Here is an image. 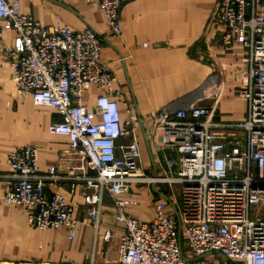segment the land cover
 <instances>
[{"label": "built area", "instance_id": "2783aa9c", "mask_svg": "<svg viewBox=\"0 0 264 264\" xmlns=\"http://www.w3.org/2000/svg\"><path fill=\"white\" fill-rule=\"evenodd\" d=\"M85 1L101 12L109 34L120 37L119 13L127 0ZM258 2L217 0L210 17L224 29L223 45L237 43L248 50L236 88L247 102L245 120L235 124L241 133L220 131L215 139L220 124L212 119L221 85L182 107L141 116L130 91L116 84L108 62L100 59L103 35L90 27L43 25L21 12L17 0H0V38L8 28L15 33L11 46L0 47L15 95L30 94L35 104L59 114L48 132L68 138L78 170L74 178L81 181L84 212L95 236L101 231L103 196L110 199L120 225L118 264H264V15L256 11ZM90 86L97 91L91 108L84 103ZM208 98L207 106L202 101ZM146 119L151 173L141 163L135 138L137 124L144 129ZM121 138L126 142L118 143ZM37 158L33 144L8 153L12 181L1 199L22 205L32 226L63 227L72 239L77 225L72 207L62 195L45 191L59 175L55 167L39 174ZM133 186H146L158 198L152 219L125 211L131 200L120 196ZM111 234L106 228L102 237L108 241Z\"/></svg>", "mask_w": 264, "mask_h": 264}, {"label": "crops", "instance_id": "0c3cea01", "mask_svg": "<svg viewBox=\"0 0 264 264\" xmlns=\"http://www.w3.org/2000/svg\"><path fill=\"white\" fill-rule=\"evenodd\" d=\"M21 12L29 14L43 25L67 24L75 29L90 27L105 37L100 59L108 62L116 84L130 91L134 106L141 115L169 106L182 107L202 95L219 90L222 93L214 112L213 122L219 123L213 134L239 135L235 124L246 118L247 102L236 94L239 76L247 68V48L221 42L223 27L210 22L217 0H127L120 9V37L110 35L101 12L85 0H17ZM256 11L264 15V0ZM4 26L0 20V27ZM14 31L6 29L1 46H11ZM145 43V46L141 44ZM97 91L90 86L84 94L87 107L94 106ZM210 99L202 101L210 104ZM120 116L125 118L122 107ZM59 114L48 106L37 105L31 95H15L11 70L0 58V264L10 261L26 264H118L119 227L113 217L110 199L103 196V217L100 233L95 236L86 218L81 181L68 138L48 132L50 123ZM137 124L135 138L139 144L141 163L151 173L153 164L147 131ZM222 136V135H221ZM121 138L118 143L126 142ZM37 146V172L46 174L55 167L57 180L46 183L47 194L58 193L73 209L77 219L75 236L68 239L66 229L40 230L27 221L22 205L1 199L12 179L7 175L8 153L23 145ZM161 162H163V157ZM90 174V172H88ZM131 200L125 211L139 220L154 217L158 199L150 188L133 186L127 195ZM111 237L105 241L103 230Z\"/></svg>", "mask_w": 264, "mask_h": 264}, {"label": "rangeland", "instance_id": "374dc122", "mask_svg": "<svg viewBox=\"0 0 264 264\" xmlns=\"http://www.w3.org/2000/svg\"><path fill=\"white\" fill-rule=\"evenodd\" d=\"M173 190L176 192V190H177V186H174Z\"/></svg>", "mask_w": 264, "mask_h": 264}]
</instances>
